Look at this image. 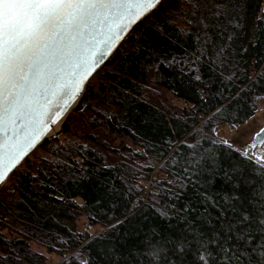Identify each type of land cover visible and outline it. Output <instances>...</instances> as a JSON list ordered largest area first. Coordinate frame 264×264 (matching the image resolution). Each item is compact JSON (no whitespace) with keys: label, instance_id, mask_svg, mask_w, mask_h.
I'll return each mask as SVG.
<instances>
[{"label":"trees","instance_id":"16d2710c","mask_svg":"<svg viewBox=\"0 0 264 264\" xmlns=\"http://www.w3.org/2000/svg\"><path fill=\"white\" fill-rule=\"evenodd\" d=\"M204 7L193 14L191 0H163L90 79L87 107L71 109L66 130L45 138L8 177L0 264H107L101 235L109 247L139 246L141 229L167 223L145 204L155 199L163 208L164 197L149 193L176 180L187 145L218 139V125L234 129L255 115L264 99V0H248L223 62L196 58L205 51L195 39ZM153 86L174 102L154 99ZM185 204L191 210L181 212ZM167 210L185 234L217 225L218 214L191 189Z\"/></svg>","mask_w":264,"mask_h":264},{"label":"snow or ice","instance_id":"6c2138e0","mask_svg":"<svg viewBox=\"0 0 264 264\" xmlns=\"http://www.w3.org/2000/svg\"><path fill=\"white\" fill-rule=\"evenodd\" d=\"M163 0H0V184L23 163L84 93L96 70L126 35L157 11ZM197 60L223 62L229 29L246 15L248 0H191ZM211 4V8L207 4ZM264 20V17L261 18ZM192 23V21H189ZM197 80L199 76L195 77ZM264 142V129L256 133ZM237 150L231 141L190 143L180 174L146 203L163 227L150 224L137 245H104L107 264H264V157ZM255 148V142L250 146ZM217 182L221 185L217 188ZM154 183H157L154 181ZM191 189L217 225L187 234L170 223L176 203ZM191 210L185 204L181 212ZM123 221H118L117 225ZM139 235V233H136ZM81 264L91 261L81 259Z\"/></svg>","mask_w":264,"mask_h":264},{"label":"rangeland","instance_id":"374dc122","mask_svg":"<svg viewBox=\"0 0 264 264\" xmlns=\"http://www.w3.org/2000/svg\"><path fill=\"white\" fill-rule=\"evenodd\" d=\"M151 95L154 99H157L158 97L160 101L168 100L174 102L173 96L163 88H156L153 86L151 90ZM179 104L185 105L184 103L182 104V102H179ZM258 104H259L258 110L255 113V115L251 117L248 121H246L244 124L238 125L234 129L229 128L225 124H221L215 128L214 134L218 139H225L231 141L237 150L242 151L245 149V145H248L249 147L247 150L255 153L256 156L260 158V157H264V142L262 144L256 145L254 149L250 147L253 144V138L255 134L258 133L264 126V99H260ZM61 131L63 130L60 128L59 125V129L57 132H55V135L56 134L59 135ZM4 184L0 188H2ZM83 221L84 218H81L79 220V225L77 224L79 228L83 225ZM100 229L101 228L98 225H96L91 227L90 231L93 233H97V231H99Z\"/></svg>","mask_w":264,"mask_h":264},{"label":"water","instance_id":"95a60500","mask_svg":"<svg viewBox=\"0 0 264 264\" xmlns=\"http://www.w3.org/2000/svg\"><path fill=\"white\" fill-rule=\"evenodd\" d=\"M130 32H131V31H130ZM130 32H129V33H130ZM129 33H128V34H129ZM128 34L126 35L125 39L127 38ZM125 39H124V40H125ZM122 42H123V41H122ZM122 42H121V43H122ZM115 51H116V50H115ZM115 51H114V52H115ZM112 55H113V54H112ZM112 55H111V56H112ZM111 56H110V57H111ZM110 57H109V58H108V59H107V60H106V61H105V62H104V63H103L98 69H100L101 67L105 66L106 62L110 59ZM98 69H97V70H98ZM97 70H96V71H97ZM95 73H96V72H95ZM87 105H88V98H87V96H86V94H85V91H84V93H82L81 97L76 101V103H74L73 106L67 111V113L64 114L63 119H62V120H58L57 123H60V128H61V129H64V131L66 130L64 127H65V124H66L67 122L70 121V116H69L68 114H69V112H70L71 109L74 108V109H76V110H83V109H85V108L87 107ZM57 123H56V124H57ZM56 124H55V125H56ZM55 125H54V126H55ZM262 129H264V126H263ZM56 132H57V131H56ZM259 132H260V131H259ZM49 135H50V134H49ZM49 135H48V136H49ZM48 136H47V137H48ZM47 137H45V138H47ZM45 138H44V139H45ZM44 139H43V140H44ZM43 140H42V141H43ZM42 141H41V142H42ZM254 142H255L256 145H259V144H262V143H263V142H261L259 139H257L256 134H255V136H254V138H253V143H254ZM40 144H41V143H40ZM40 144H39V145H40ZM7 179H8V178H7ZM7 179H6V181H7ZM6 181H5V182H6ZM5 182H4V183H5ZM4 183H3V184H4ZM3 184H0V187H1Z\"/></svg>","mask_w":264,"mask_h":264},{"label":"bare ground","instance_id":"6f19581e","mask_svg":"<svg viewBox=\"0 0 264 264\" xmlns=\"http://www.w3.org/2000/svg\"><path fill=\"white\" fill-rule=\"evenodd\" d=\"M59 125H60V123H57V124L54 126V128H53L54 133H55L56 131H58V129H59Z\"/></svg>","mask_w":264,"mask_h":264}]
</instances>
